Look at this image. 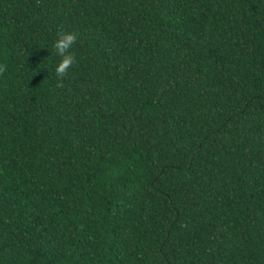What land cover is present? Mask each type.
Segmentation results:
<instances>
[{"label":"trees","instance_id":"obj_1","mask_svg":"<svg viewBox=\"0 0 264 264\" xmlns=\"http://www.w3.org/2000/svg\"><path fill=\"white\" fill-rule=\"evenodd\" d=\"M0 66V264H264V0H0Z\"/></svg>","mask_w":264,"mask_h":264},{"label":"clouds","instance_id":"obj_2","mask_svg":"<svg viewBox=\"0 0 264 264\" xmlns=\"http://www.w3.org/2000/svg\"><path fill=\"white\" fill-rule=\"evenodd\" d=\"M77 34L74 31L57 32L55 40L52 42V48L58 60L55 64L54 71L58 76L66 74L69 67L75 64V54L73 51L74 42ZM0 66V71H2Z\"/></svg>","mask_w":264,"mask_h":264}]
</instances>
